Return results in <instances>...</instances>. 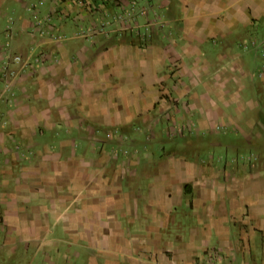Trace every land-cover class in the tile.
I'll use <instances>...</instances> for the list:
<instances>
[{"label":"crops","instance_id":"0c3cea01","mask_svg":"<svg viewBox=\"0 0 264 264\" xmlns=\"http://www.w3.org/2000/svg\"><path fill=\"white\" fill-rule=\"evenodd\" d=\"M0 264H264V0H0Z\"/></svg>","mask_w":264,"mask_h":264},{"label":"built area","instance_id":"2783aa9c","mask_svg":"<svg viewBox=\"0 0 264 264\" xmlns=\"http://www.w3.org/2000/svg\"><path fill=\"white\" fill-rule=\"evenodd\" d=\"M122 20V22H123V28H128V27H132V26H134V25H137V22H134V23H132V24H130V23H128L127 21H126V18L125 19H121ZM153 21L152 20H149L146 24H145V27L147 28V29H151L152 27H153Z\"/></svg>","mask_w":264,"mask_h":264}]
</instances>
